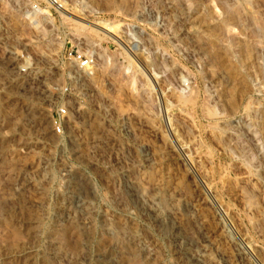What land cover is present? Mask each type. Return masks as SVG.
Wrapping results in <instances>:
<instances>
[{
    "label": "rangeland",
    "instance_id": "374dc122",
    "mask_svg": "<svg viewBox=\"0 0 264 264\" xmlns=\"http://www.w3.org/2000/svg\"><path fill=\"white\" fill-rule=\"evenodd\" d=\"M49 1L0 0V264H264V0H58L102 30ZM85 208L113 231L81 232Z\"/></svg>",
    "mask_w": 264,
    "mask_h": 264
},
{
    "label": "bare ground",
    "instance_id": "6f19581e",
    "mask_svg": "<svg viewBox=\"0 0 264 264\" xmlns=\"http://www.w3.org/2000/svg\"><path fill=\"white\" fill-rule=\"evenodd\" d=\"M245 1V0H244ZM65 13H67L68 15H71V16H73L74 17V19L76 20V22H79V23H84V24H88V25H91V26H93V28L95 27V28H98V29H100V30H102L103 29V26H101V25H99V24H97V23H94V22H92V21H89V20H87V19H85V18H82V17H77V16H75V15H72V14H70L69 12H67V11H65L64 9H62ZM97 30V29H96ZM99 30V31H100ZM127 58L128 59H130V57H128L127 56ZM131 60V59H130ZM132 62H133V60H131ZM131 62V65L133 64ZM129 64H130V62H129ZM130 70V69H129ZM128 71V70H127ZM130 72V71H129ZM132 75V74H131ZM134 75V74H133ZM66 172V171H65ZM69 173V172H68ZM67 174V173H66ZM68 181V180H67ZM70 186H72V185H70ZM70 186H68V188H67V190H68V193H69V191L71 192V194L70 195H72V197H71V199L72 200H75V201H77V205H81V203H83L82 201H84L85 199H87L85 196H83V197H85V199H83L82 197H81V193L79 194L78 192H76L74 189L72 190H69V187ZM134 195H135V200L138 202L139 201V193H138V190L135 188L134 190ZM68 198L70 197V196H67ZM88 200V199H87ZM86 201V200H85ZM84 201V202H85ZM79 202H81V203H79ZM76 203V202H75ZM79 203V204H78ZM76 205V206H77ZM83 205V204H82ZM79 207V206H78ZM85 206H83L82 208H84ZM74 208V207H73ZM88 208V207H87ZM86 209V208H85ZM76 210V209H75ZM78 210V209H77ZM81 210V209H80ZM87 210V209H86ZM85 210V211H86ZM83 210H81V212H82ZM84 211V212H85ZM93 211V210H92ZM146 211L148 212V214L150 215V216H152V218H154L157 222H159V223H161V224H164L165 226H170V224H171V227H172V230L174 229V230H176L175 231V233L176 232H178L179 233V231H178V228H177V226L171 221H168V219H167V214L166 213H164V212H161L159 209H157L153 204H151V205H149V206H147L146 207ZM71 213V212H70ZM74 213V212H73ZM93 213V212H92ZM91 213V210L89 209V210H87V212L86 213H84L83 214V217H82V215H81V220H77V222H78V224H77V228H79V230H81V232L83 231H86V230H89V229H94V228H100V229H103V230H105V231H107V232H109V233H111L113 230H112V227H111V224L109 223V222H107V220L106 219H98L97 217H95L93 214ZM82 214V213H81ZM71 215V214H70ZM72 217V216H71ZM101 217V216H100ZM105 217V216H104ZM76 218V217H75ZM79 218V219H80ZM76 222V223H77ZM169 223V224H168ZM110 224V225H109ZM162 227V226H161ZM182 236V235H181ZM180 236V234H176V237H175V240H176V243L178 244V241L182 238ZM187 237V235L185 236V238ZM189 237V236H188ZM92 238V237H91ZM90 238V236H86L85 237V239L83 240V246L85 247V248H87V250L89 251V249H90V247H91V245H92V239ZM184 238V237H183ZM188 239V241H189V243L191 244H193V239L192 238H186V240ZM186 240H185V243H186ZM181 241H183V240H180L179 242H181ZM182 243H179V245H181ZM188 245V244H187ZM186 245V246H187ZM182 246V245H181ZM184 246V245H183ZM189 246H191V245H189ZM181 248V251L183 252V254H184V257H186L185 259L187 260L188 259V261H189V263L191 262L192 264H205V262L203 261V259H202V254H201V251H199V250H192L190 247L188 248V247H180ZM112 250H113V248H112ZM91 252V251H90ZM113 252V251H112ZM112 252H110L109 251V253H98L97 255H92L91 253H87L85 256H84V260L86 261V262H88V263H91V264H118V262L116 261L117 259L115 258V256H114V253L112 254ZM145 255H147V254H145ZM94 261V262H93Z\"/></svg>",
    "mask_w": 264,
    "mask_h": 264
},
{
    "label": "built area",
    "instance_id": "2783aa9c",
    "mask_svg": "<svg viewBox=\"0 0 264 264\" xmlns=\"http://www.w3.org/2000/svg\"><path fill=\"white\" fill-rule=\"evenodd\" d=\"M49 4L57 11L65 8L64 4L58 0H53L52 3L49 1ZM41 10L49 11V9H42L38 4H34L33 7L25 11L27 19L33 23L37 20V17L44 16V12H41ZM1 36H4L3 31H1ZM62 57L63 61L69 64L75 71L82 72L86 76H93L97 71L99 55L94 47H79L78 45L71 48L67 47L63 51ZM31 70V66H26V68L22 69V72L28 74ZM68 115L69 110L65 105L57 106L52 110L50 119L55 134H64Z\"/></svg>",
    "mask_w": 264,
    "mask_h": 264
}]
</instances>
